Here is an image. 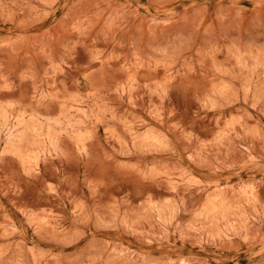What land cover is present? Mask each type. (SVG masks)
<instances>
[{"label":"rangeland","instance_id":"374dc122","mask_svg":"<svg viewBox=\"0 0 264 264\" xmlns=\"http://www.w3.org/2000/svg\"><path fill=\"white\" fill-rule=\"evenodd\" d=\"M0 264H264V0H0Z\"/></svg>","mask_w":264,"mask_h":264}]
</instances>
